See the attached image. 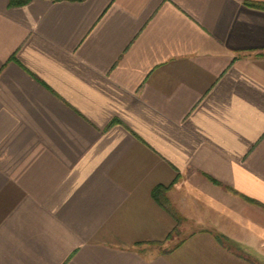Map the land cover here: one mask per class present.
I'll return each instance as SVG.
<instances>
[{
    "label": "crops",
    "instance_id": "1",
    "mask_svg": "<svg viewBox=\"0 0 264 264\" xmlns=\"http://www.w3.org/2000/svg\"><path fill=\"white\" fill-rule=\"evenodd\" d=\"M250 3L0 0V264H264Z\"/></svg>",
    "mask_w": 264,
    "mask_h": 264
},
{
    "label": "trees",
    "instance_id": "2",
    "mask_svg": "<svg viewBox=\"0 0 264 264\" xmlns=\"http://www.w3.org/2000/svg\"><path fill=\"white\" fill-rule=\"evenodd\" d=\"M31 0H9V6H21L24 5L28 2H30ZM249 5L255 7V8H259V9H263L264 10V3H250ZM167 190V187H156L153 191H152V196L153 198L160 204L162 205L164 208H166V198H165V192ZM177 220V225L175 226V228L167 235L165 240L171 239L173 238L179 231H178V224H179V219L178 217H176Z\"/></svg>",
    "mask_w": 264,
    "mask_h": 264
},
{
    "label": "rangeland",
    "instance_id": "3",
    "mask_svg": "<svg viewBox=\"0 0 264 264\" xmlns=\"http://www.w3.org/2000/svg\"><path fill=\"white\" fill-rule=\"evenodd\" d=\"M181 217V216H180ZM181 226H180V228L178 227V231H180L179 233L180 234H183V233H186V232H188L190 229H192V228H195V226L196 225H194V224H192V223H190L189 221L191 220L192 221V218H190V217H187V218H184V217H181ZM183 220H186L185 222H183ZM182 231V232H181ZM175 241V239L174 240H172V241H170L169 243L171 244V243H173ZM161 246H166V244L164 243V244H162Z\"/></svg>",
    "mask_w": 264,
    "mask_h": 264
}]
</instances>
